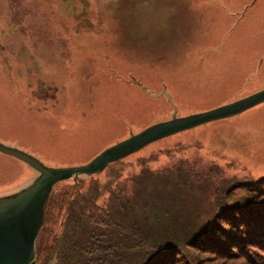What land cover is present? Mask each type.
Segmentation results:
<instances>
[{"label": "rangeland", "instance_id": "374dc122", "mask_svg": "<svg viewBox=\"0 0 264 264\" xmlns=\"http://www.w3.org/2000/svg\"><path fill=\"white\" fill-rule=\"evenodd\" d=\"M251 2L25 0L15 25L0 0V142L47 165H81L171 117L166 96L139 83L168 90L178 116L264 88V0ZM142 161L151 170L189 161L197 172L213 163L217 178H257L264 102L152 141L97 177L134 174ZM28 166L0 154V195L35 177Z\"/></svg>", "mask_w": 264, "mask_h": 264}, {"label": "trees", "instance_id": "16d2710c", "mask_svg": "<svg viewBox=\"0 0 264 264\" xmlns=\"http://www.w3.org/2000/svg\"><path fill=\"white\" fill-rule=\"evenodd\" d=\"M23 1L6 0L12 24ZM193 164L142 161L124 177L116 168L53 186L35 264H264V174L217 178V165Z\"/></svg>", "mask_w": 264, "mask_h": 264}, {"label": "water", "instance_id": "95a60500", "mask_svg": "<svg viewBox=\"0 0 264 264\" xmlns=\"http://www.w3.org/2000/svg\"><path fill=\"white\" fill-rule=\"evenodd\" d=\"M139 83V82H138ZM153 95L166 96L172 107L169 119L151 123L136 133L106 146L94 157L81 165L52 166L38 156L10 144L0 142V152L15 156L36 171L35 177L26 185L0 195V264H35L34 250L38 230L44 218V208L52 186L59 181L80 175H96L109 163L135 152L152 141L206 124L212 120L238 115L256 104L264 102V88L219 106L178 116L176 104L166 89L158 94L139 83Z\"/></svg>", "mask_w": 264, "mask_h": 264}, {"label": "flooded vegetation", "instance_id": "af4514ba", "mask_svg": "<svg viewBox=\"0 0 264 264\" xmlns=\"http://www.w3.org/2000/svg\"><path fill=\"white\" fill-rule=\"evenodd\" d=\"M248 7H249V6L245 7V9L248 8ZM240 12H241V11H240ZM239 14H240V13H239Z\"/></svg>", "mask_w": 264, "mask_h": 264}]
</instances>
